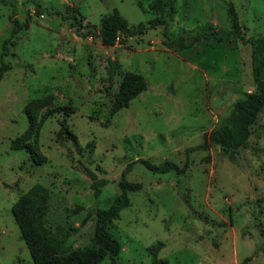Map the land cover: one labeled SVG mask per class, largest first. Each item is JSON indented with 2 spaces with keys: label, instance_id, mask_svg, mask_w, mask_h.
<instances>
[{
  "label": "rangeland",
  "instance_id": "374dc122",
  "mask_svg": "<svg viewBox=\"0 0 264 264\" xmlns=\"http://www.w3.org/2000/svg\"><path fill=\"white\" fill-rule=\"evenodd\" d=\"M230 3L244 36L264 38V0H0V66L10 67L0 82V264L33 263L12 214L21 196L44 189L45 227L82 247L131 163L127 177L142 189L111 227L116 264H264V109L247 146L199 149L236 101L257 92L250 45L192 44L208 25L231 28ZM115 10L146 31L104 45L100 25ZM178 38L189 48L178 50ZM129 75L141 91L116 109ZM187 160L181 177L140 162ZM159 242L156 261L149 248Z\"/></svg>",
  "mask_w": 264,
  "mask_h": 264
},
{
  "label": "trees",
  "instance_id": "16d2710c",
  "mask_svg": "<svg viewBox=\"0 0 264 264\" xmlns=\"http://www.w3.org/2000/svg\"><path fill=\"white\" fill-rule=\"evenodd\" d=\"M229 14L231 16V28L229 30L218 29L215 26L208 25L201 35L193 37L192 42L194 44L200 41H209L215 45H220L226 44L235 38L245 45H250L252 48V71L257 92L246 93L242 99L236 101L231 109L228 124L211 132L205 143L199 147V149L203 150L208 149L209 143H212L219 146L225 154L247 146L251 127L264 109V38L247 39L244 36L237 11L231 3L229 4ZM75 20L76 17L73 24L79 36H82L80 27L75 25ZM155 26L156 23H149L150 28ZM146 29L143 24L131 27L129 22L115 10L111 15L103 19L99 29V36L104 45L114 46L118 41L141 34ZM14 32H17V28L14 29ZM11 41L12 39L5 41L2 58L8 55V45ZM173 44L177 46L178 50L189 48L182 38L174 40ZM9 69V65L2 62L0 66V82ZM140 81L141 78L134 75L125 77L116 96V109L126 106L131 99L139 94L141 89L137 84ZM35 104H38V102ZM60 111L65 113L66 109H58L57 112ZM51 112H47L42 119L45 120L51 116ZM28 115L31 130H33L37 126V119L33 110L28 111ZM61 130L62 134L69 135L70 138L76 140V137L70 133L65 121L62 122ZM21 148L36 156L31 146H21ZM206 159L208 160V158ZM140 162L151 172L159 174L173 172L178 177L183 176L190 167L189 160L182 168L171 161H165L159 165L149 161ZM131 168L132 163L128 165L121 175L119 181L120 194L115 197L108 208L99 209L96 212L94 236L89 244L82 247L72 248V244L67 237L57 238L45 227L48 195L44 189L38 187L31 190L30 193L21 196L13 205L12 214L30 251L32 264H100L106 259H110L113 264H116L121 252V244L111 232V227L114 221L119 219L120 212L128 207L129 194L142 189L141 184L134 183L128 179L127 176L131 172ZM95 194L96 196L100 195L99 188L95 189ZM162 246L163 243L159 242L149 248L156 261ZM159 263L168 264L166 260H159Z\"/></svg>",
  "mask_w": 264,
  "mask_h": 264
}]
</instances>
